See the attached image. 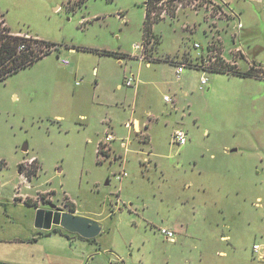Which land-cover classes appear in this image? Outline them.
<instances>
[{"label": "rangeland", "instance_id": "rangeland-1", "mask_svg": "<svg viewBox=\"0 0 264 264\" xmlns=\"http://www.w3.org/2000/svg\"><path fill=\"white\" fill-rule=\"evenodd\" d=\"M1 1L16 5L17 11L11 8L12 14L17 13L13 29L29 31L15 34H35L60 46L59 51L0 82L1 232L8 237L32 238L28 222L38 213L24 201L33 197L41 200L40 207L77 211L102 227L100 234L85 241L65 230L76 237L61 253L70 252L73 259L77 253L88 259L100 253L92 264H264V255L258 259L253 251L255 242L262 244L264 251V170L258 174L250 169L256 162L250 158L251 147L257 138L263 142L264 124L250 116L247 125L252 130L248 133L241 108L233 109L235 100L226 93L227 78L216 81V87L203 94L193 85L198 79L196 70L187 69L195 74L186 87L191 95L182 96L176 106L163 99L165 94L174 95L177 83L143 84L141 87L154 91L151 107L145 94L137 92L135 96L134 87L122 86L124 76L130 71L137 73L140 67L129 55L133 43L143 40L146 0ZM152 1L149 8L154 10L157 36L147 51L148 59L156 51L159 57L175 60L167 51L189 42L186 54H197L196 42L205 50L204 40L192 38L199 39V27L205 29L206 39L220 38L221 55L217 54L215 64L229 68L246 53L239 40L230 58L228 37L234 39L236 30L227 34L231 26L224 3ZM120 11L128 19L126 23L120 21L124 18L118 19ZM7 28H0V33ZM113 49L123 52L124 59L103 53ZM62 58L71 64L62 65ZM259 71L264 74V69ZM166 77L173 81L170 72ZM168 97L167 101H172ZM251 113L257 114L256 110ZM136 116L150 123L147 128L142 126L140 133L132 125ZM108 126L117 136L113 142L114 137L107 139L108 134L103 138ZM179 127L199 143L186 150L183 145L171 144V135ZM235 136L244 147L243 155L226 157L218 152L216 144L220 148L223 141ZM99 139H103L101 152L107 151L109 142L114 145L112 159L97 153ZM216 152L221 157H211ZM223 163L249 170L243 176L242 190L219 191L218 182L233 180L219 171ZM124 169L128 176L120 181L117 175ZM162 227L173 228L175 242L161 232ZM45 240L41 238L33 246L54 247ZM77 264L88 262L84 259Z\"/></svg>", "mask_w": 264, "mask_h": 264}, {"label": "crops", "instance_id": "crops-1", "mask_svg": "<svg viewBox=\"0 0 264 264\" xmlns=\"http://www.w3.org/2000/svg\"><path fill=\"white\" fill-rule=\"evenodd\" d=\"M219 1L227 5L228 6L227 8L230 10V11L226 10V12H228L226 20H228L227 22H229L228 26L229 25L231 26L230 29H226L228 30L227 34H230L229 31L232 33L233 30H236L238 22H241L243 24V27L240 29V43L242 44L243 49L245 50L246 53L243 55H240L242 59L238 57L234 59L237 63L235 68L242 72L248 71L249 69L252 68L256 71L255 74L253 73L254 74L253 76H242V75H238L234 73L213 72V71L205 73L203 69L196 68V67H187L180 74H178L176 64L183 58L186 52L184 50L187 48H188L187 50H189L190 42L185 43L184 46L177 48L174 51H167L166 54L172 55L171 57L175 56L176 57L175 60H168L167 58L165 59L164 57H159L155 55L156 51L152 52V56L149 60L148 59L144 60L138 56L133 55L135 54V52H133L134 49L132 45L131 47L132 52L129 55L130 57L129 59L134 60V61H136L135 59H137L139 61L140 67L137 73L130 71V73L124 76V82L122 83V86L125 85L126 87H134L135 96L137 92H142L143 94H145L146 96L145 100H147V103H149V106L152 107L154 105V103L152 102V95L154 91L152 89L144 88V86L141 87L143 84L152 85L156 82V83L167 85L171 83H177L178 87L175 90L174 95H169V94L164 95V97L170 96L172 98V101H167L165 98L163 99V101L165 100L166 103H169L172 106H176V103L178 101L182 102L181 100L182 96L190 97L191 95L190 91L187 90L186 87H189L191 85L190 84L191 76H195V74H193V72H188L187 69H192L193 71L196 70V74H198V79L196 80V82L193 83V85L196 84L198 90H200L201 93L203 94L207 91L208 93H210L211 90H213L216 87L215 82L221 80L223 77H226L227 82L229 83V88L226 89V93L230 95L232 99L235 100L234 104L232 103V108L233 109L241 108L243 112L242 119H241L243 124L247 125V123L249 122L250 116L258 117V121L264 124V121H263L264 112L261 111L260 113H258L260 110H264V74H262V72L259 71L261 70L260 68L264 69V0H219ZM3 2L4 3H2V1L0 0V13L4 14L7 26L11 29V31L19 32V33L20 32L29 33V31L13 29L14 28L13 17L17 16V13L14 12V14H12L11 8L13 7L17 11L16 5L13 2L12 3L11 2L7 3L5 1ZM146 3H147V0L145 2L146 12H147L148 7ZM60 6L61 5H58L56 7V10H58ZM120 13L122 14L123 12L122 11L118 12V15ZM229 14H231V16H229ZM118 15H117L118 19L119 17L121 18V16H118ZM179 17L177 18L178 20H179ZM145 18H146V13H145ZM124 19L125 21L120 20V19L119 20L126 23L128 20L126 16L124 17ZM198 33H199L198 35L199 39H196V37L192 36L193 40L195 41L199 40L202 42L204 40L203 45L206 46L207 45L206 41H208L209 38L206 39L205 29L199 27L197 34ZM33 35L39 37L38 35H35V34ZM183 38L185 39V34ZM229 39H230L229 41L230 54L229 55H231L230 58H233L234 56L232 54L234 53L231 51V49L236 47L234 42L237 43L238 41H235L230 36L228 37V40ZM59 50L60 48L53 52H57ZM70 50L75 51L77 49L70 48ZM114 50L115 49L111 51L118 52ZM191 53L194 54L191 57L192 58L195 57V52L192 51ZM121 54L124 55L123 52H121ZM118 58L124 59L121 57H118ZM62 59L69 60L68 58H62ZM62 59L60 60H61L62 65H64V63L62 62ZM70 64L71 62L69 60L68 65ZM68 65H64V66H68ZM140 68H141V71H140ZM144 69H145V76H144ZM169 72L171 73L173 81H169L166 77L167 73L169 74ZM131 74L135 75L137 80L135 81L133 85L128 86L125 84V80ZM203 76L208 77V81L206 84H202L201 82V78ZM99 85L101 86V83H99ZM120 85L121 84H119L118 86ZM191 92L194 93L195 92L194 89ZM175 97H179V98L176 99ZM251 110H256L257 114L255 115L252 114ZM146 113L148 114L149 117H151L152 114L148 110H146ZM128 123L129 122L126 123V126L131 127L129 126ZM149 124H150L149 119H146L142 122L141 118L137 116L133 117L132 125L136 133H140L139 129L142 130V126L146 125V128H147ZM179 128L183 129L184 127H179ZM245 128L248 131V133L250 132V130H252V129H249L248 125ZM184 130L186 129L184 128ZM103 134H104L103 136L104 139L107 134H112L114 136V139L111 142L117 139V136L111 131V128L109 126L104 129ZM146 136H149V134H147ZM172 136L173 135H171V144L177 145V143L173 142ZM102 140L100 139L98 140L99 143H98L97 153L100 151L99 146ZM194 140L191 139V137L188 135V140L185 144H183V149L184 150L188 149L192 143L193 145L199 143ZM235 141H236V136L231 138L228 141H223L221 143L220 148H218V145L214 141H213V144H216L215 147L218 149V152L221 151V153L224 154L223 156L226 155V157H236L237 154L239 153L243 155L244 153H242V151L244 150L243 149L244 147L241 145V142L239 141L235 142ZM255 142H256V145L251 147L252 154L250 155V158L256 159V162H254L253 166L250 169H253V171L258 170L257 173L259 174L261 173V171L264 170V140L263 142H260L259 139L257 138ZM111 144L109 142L107 151H105L106 153L105 152L102 153L103 157H105L106 155V157L108 156L112 159L111 155L114 153L115 147L114 145H111ZM121 145L126 146V142H122ZM25 150L28 151V148L24 149V151ZM218 152H216L215 154H212L211 157L216 158L217 156H220ZM113 159L117 160V156H115ZM192 159L194 161V166H195L194 170L198 172L199 167H197L198 165L197 157L194 156ZM219 171L230 174L233 179L232 182H225V181H222L221 183L218 182L219 191H225V192L232 191L235 188L237 190H242L243 187L241 186V184L244 181H246L245 179H243V176H245L246 174H249V170L245 171V169H236L226 163L221 164V170ZM127 176H128V172H127V175L123 176L121 179H118V180L123 181ZM260 198L261 197L258 196V199ZM27 199H30L32 204L27 203L25 201L24 203L35 206V208L37 209V213H38V217L36 219L34 215L33 217H31V220L28 222V230L30 231V234H33V236L32 238L30 237L25 238L19 235L8 237L7 235L1 232V228H0V264H77L79 260H84V259L86 260V262H88V264H92L94 260L96 261L99 259V257H101L100 253H95L91 255V258L88 259L86 255L77 253L75 254V259H73L72 254L70 252L64 253V254L61 253V250H62L61 248L67 247L69 243L72 245L73 242L75 241L76 236H71L67 234L65 231L66 230L65 228L55 223H52L51 221L52 217L48 214V212L50 213V210L55 209L54 207L56 206L40 207L41 200H36V199L34 200L33 197L27 198ZM256 204L258 206L260 205L259 202ZM62 211H70V210L64 209ZM74 214H77V211H75ZM30 234L28 236H30ZM75 235L79 236L82 240L83 239L85 240L93 239V238H90V239L85 238L78 233H75ZM41 238L43 239V241H46L45 239H48L47 241H50L52 245H54V247H51V249H48L45 246H42L41 249L39 247L35 248V246L33 245L35 244L38 245L37 243L41 241ZM55 243H58L59 245L56 246ZM254 244H260V243L255 242ZM70 249H72V247ZM253 251H254V248H253ZM254 253L257 254L258 259H262L263 257L261 256L264 255L263 246L259 253L255 251ZM262 261H264V258L262 259Z\"/></svg>", "mask_w": 264, "mask_h": 264}, {"label": "trees", "instance_id": "trees-1", "mask_svg": "<svg viewBox=\"0 0 264 264\" xmlns=\"http://www.w3.org/2000/svg\"><path fill=\"white\" fill-rule=\"evenodd\" d=\"M146 4L149 8V6L153 4V1L147 0ZM153 11L154 10L150 8L147 10L146 19L144 21L143 33L147 39H153L154 36H157L153 31V24L155 21L152 16ZM7 29L8 30L5 33H0V82L60 48L57 42L42 39L34 35L30 37H24L22 35L15 34V32L12 34L10 33L11 29L9 27ZM103 53L123 58V54L118 52L105 50ZM209 69L213 72H228L242 76H253L256 72L252 68L248 71L242 72L237 70L233 65H230L229 68H226L221 66V63H219V65L213 63ZM104 152L99 151L98 154ZM26 202L32 204L30 199H26Z\"/></svg>", "mask_w": 264, "mask_h": 264}, {"label": "built area", "instance_id": "built-area-1", "mask_svg": "<svg viewBox=\"0 0 264 264\" xmlns=\"http://www.w3.org/2000/svg\"><path fill=\"white\" fill-rule=\"evenodd\" d=\"M156 1H158V0H156ZM162 1L163 0H161V2ZM177 7H179V5ZM226 10L227 9H225V11ZM166 13L167 14L171 13L172 17H174V13L173 12L166 11ZM119 16H121V18L125 17L123 15V13L122 14L120 13ZM6 26H7L6 20H5L4 16H3V14L0 13V28L4 29ZM241 28H242V24L240 22H238L237 27H236V31L233 34L235 41H239L240 40V29ZM209 39L210 40L207 41V45L205 46L206 47L205 50L202 49V46H201L200 43H198V42L195 43V47L198 49L197 54L195 55V57L192 58L191 55H188L186 53L184 54L183 58L179 62H177V64H176L177 73L178 74H180L187 67L200 68V69H203L205 71V73L211 71L209 69L211 67V65L215 61L219 60L217 54L219 53V55H221L220 46L222 45V43H221L220 38L218 36H213V37H210ZM154 42H155L154 39H147L144 36L143 40L141 42H136V43L133 44V49H134L133 52H135V54H133V55L134 56H138V57H140V58H142L144 60H147L148 59L147 58V51L149 50L151 45L154 44ZM234 44H235V46H237V44L235 42H234ZM21 48H22V46H21ZM62 62L64 63V65H68L69 64V60H67V59H62ZM233 65L236 66V64H233ZM136 80L137 79H136L135 75L131 74L130 76H128L126 78L125 84L128 85V86H131V85H133L135 83ZM207 81H208V77L207 76H203L201 78L202 84H206ZM165 99L166 100H170V98L168 96H165ZM113 137L114 136L112 134H108L107 139H111ZM172 138H173V142H175L177 144H180V145H183V144H185L187 142L188 135H187V133L185 132L184 129L179 128V129H176L174 131ZM31 159L36 161V157H32ZM125 175H127V172L125 170H123L121 173H119L117 175V179H121ZM161 232L164 235H166V237L170 241H175L176 233H175L174 230L166 228V227H164V228L162 227L161 228ZM253 248H254L255 252L259 253L260 250H261V244H254ZM261 257H263V256H261Z\"/></svg>", "mask_w": 264, "mask_h": 264}, {"label": "water", "instance_id": "water-1", "mask_svg": "<svg viewBox=\"0 0 264 264\" xmlns=\"http://www.w3.org/2000/svg\"><path fill=\"white\" fill-rule=\"evenodd\" d=\"M24 149H26V147ZM51 217L52 223L60 225L63 228L78 233L88 239L96 237L102 231V227L97 221L79 216L70 211H62L58 209L51 215Z\"/></svg>", "mask_w": 264, "mask_h": 264}, {"label": "flooded vegetation", "instance_id": "flooded-vegetation-1", "mask_svg": "<svg viewBox=\"0 0 264 264\" xmlns=\"http://www.w3.org/2000/svg\"><path fill=\"white\" fill-rule=\"evenodd\" d=\"M55 209H51L50 210V213L48 212V214L51 216L54 212H56L57 211V207H54ZM53 212V213H52Z\"/></svg>", "mask_w": 264, "mask_h": 264}]
</instances>
